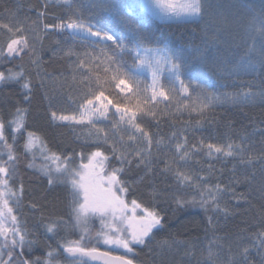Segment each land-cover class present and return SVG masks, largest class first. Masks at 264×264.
Listing matches in <instances>:
<instances>
[{"label":"snow or ice","instance_id":"1","mask_svg":"<svg viewBox=\"0 0 264 264\" xmlns=\"http://www.w3.org/2000/svg\"><path fill=\"white\" fill-rule=\"evenodd\" d=\"M55 3L65 10V16L60 17L58 23L43 24V29L66 31L72 39L90 43L93 51L81 55L71 48L67 50V56L76 57L73 79L76 73L81 77L78 98L72 101L76 109L72 114L51 111L50 117L60 123L88 127L95 150L87 155L80 153L77 164L74 154L51 152L41 137L27 130L26 107H16L7 121L0 118V264H60L57 256L61 249L66 254L67 264H89L97 260H102L103 264H135L132 256L136 255L137 247H149L156 233L165 227L166 218L155 206H145L137 199L128 200L129 182L123 176L133 165L143 169L147 176L154 172V164H163L161 171L171 175L177 188L192 190L171 194V202L177 210L199 206L206 212L227 214V207L220 205L224 193H229L237 203H249L253 191H259L264 198V147L253 151L244 137L239 142L230 140L219 144L201 140L199 144L190 145L187 136L175 132L165 143L164 137L156 138L145 124L147 118L156 119L159 103L166 102L167 106L177 96L183 97V101L178 102L183 109L196 112L198 116H203L215 102L241 104L257 96L264 99V89L256 92L251 83L245 91L221 96L207 92L192 79L187 82L184 79L209 71L219 77L225 74L239 77L253 70L255 63L264 65V0L258 9L251 4L243 6L250 14L245 34L251 42L245 41L244 56L231 68L218 61L217 45L218 34L235 20L232 11L235 5L212 0H55ZM43 7L46 9L48 4ZM44 15L45 12H38L37 19ZM205 17L208 19L203 48L195 47L191 53L184 54L183 50L170 53L158 46L160 38L152 28L153 18L171 25L201 22ZM212 30L213 34L209 35ZM0 31L8 35L0 44V63L10 64L28 56L29 63L39 68L41 57L22 22L0 23ZM153 44L157 46H151ZM145 69L150 74V84H144L139 75L140 70ZM165 71L168 88L162 82ZM3 83L19 84L24 102H31L34 86L23 64L0 70V84ZM105 122L110 125L111 135L102 126ZM20 137L24 139V155L32 156L33 161L34 150L40 148L45 164L38 170L48 185L65 186L71 198L68 219L49 218L44 229L46 234H51L48 240L53 239L62 226L78 238H63L57 241L56 248L46 243L49 251L43 259L26 257V249L31 250L40 241L23 225L13 206L19 204L24 191L22 183L19 187L12 183L21 158L16 149ZM101 145H107L110 154L101 150ZM162 146L172 153L170 157L162 153ZM200 152L210 159L234 160L245 171L238 174L233 164L227 184H210L208 177L194 175L183 167L192 155ZM112 160L117 162L115 166ZM28 167L35 164L29 163ZM209 170H212L211 165ZM240 187L245 191L238 192ZM151 195L153 204L159 198H169L167 192L155 187ZM261 217L264 219V212ZM97 221L99 227L95 228ZM256 241L259 242L257 250L264 249V230L254 234V246ZM214 243L209 242L205 264H217ZM158 244L161 248L169 246L166 240ZM249 252L248 247L241 249L245 264ZM229 264L234 261L230 259Z\"/></svg>","mask_w":264,"mask_h":264},{"label":"trees","instance_id":"2","mask_svg":"<svg viewBox=\"0 0 264 264\" xmlns=\"http://www.w3.org/2000/svg\"><path fill=\"white\" fill-rule=\"evenodd\" d=\"M138 2V1H137ZM213 3L232 4L235 20L231 26L218 34L217 48L218 61L226 68H231L244 56L247 43L246 25L247 13L243 6L253 5L259 8L262 0H212ZM47 3L45 9L43 5ZM38 12H45L39 20ZM65 16V10L55 3V0H0V23L15 24L22 22L27 29L26 35L35 41L36 50L41 57L39 68H34L29 63V57L16 60L10 64L0 63V70L23 64L27 75L33 83L31 102L23 100V90L17 83L0 84V118L5 121L10 119V114L18 106L28 109L26 127L28 131L35 132L44 141L46 148L57 154H74L75 162H80V153L87 155L95 150L93 140L89 138V128L81 125H71L53 121L51 111L58 114H72L76 104L72 101L78 98L81 79L76 73L73 79V67L76 57H69L66 52L71 48L78 54L93 51L92 45L79 38L72 39L68 32L43 29V24L58 23L59 18ZM205 21L193 23L165 24L159 18L152 19V28L159 39L158 46L165 48L170 53H191L195 47L203 48L205 38ZM36 21V23H33ZM209 32V35L213 34ZM8 35L0 31V44L7 40ZM247 40V43L245 42ZM59 41V44L57 43ZM151 46H157L153 44ZM39 73V75H37ZM139 75L144 84L151 83L147 70H140ZM187 82L199 83L201 88L209 93L223 96L225 93L245 91L251 83L254 91L264 89V65L255 63L253 70L242 73L239 77L225 74L223 77L205 72L199 76L184 77ZM43 81V87H41ZM163 84L169 87L168 73H163ZM183 97L177 96L171 104L161 102L156 107V119L147 118L146 126L156 138L164 137L165 143L172 134L178 133L187 136L189 144H199L201 140L224 144L230 140L246 138L253 151H259L264 147V99L257 96L248 103L233 104L230 102H215L205 110L203 116L196 112L183 109L178 102ZM158 121V123H157ZM199 121V123H197ZM109 134L112 130L108 122L102 125ZM119 133L117 134V136ZM11 142V140H9ZM23 137L18 138L16 149L21 158L18 163L17 176L12 181L14 187L23 184V196L18 205H13L15 212L23 225L40 241L33 245L31 250L26 249V257L42 259L46 257L49 249L46 243L57 247V241L63 238L75 239L78 236L70 234L62 226L58 234L51 240L44 229V224L49 218L63 217L68 219L70 209V195L63 185L49 186L47 179L38 170L45 164L40 148L35 151V160L32 156L23 153ZM101 150L110 154L107 145H101ZM155 151V149H154ZM162 153L171 156L172 153L162 146ZM163 158V156L161 157ZM34 163L35 167H28ZM48 163H51L50 161ZM112 160V165H116ZM236 164L237 173L245 171L236 161L210 159L203 152L191 156L183 167L194 175L208 177V183L217 182L227 184L232 175L231 169ZM209 165L212 170H209ZM163 164H154V172L145 176L143 169L133 165L126 169L123 179L129 182L128 200L137 199L145 206H155L165 215L166 223L163 230L156 233L149 247L138 246L136 255L132 256L137 264H205L207 250L210 241H215L213 251L217 264H245L240 255L243 247L250 249L247 264H264V249L258 251L259 242H255L254 234L264 230V198L259 191H253L249 195V203L243 201L237 203L229 193H224L220 198L221 208L227 207V214L223 211H204L199 206L177 210L170 196L175 192L191 193V189L177 188L171 175L161 171ZM141 177L143 179L141 180ZM165 191L169 198H159L153 204L152 189ZM238 192L245 191L237 188ZM35 204L36 208L32 205ZM211 217V224H209ZM99 227L98 221L95 228ZM243 237V239H241ZM168 241L169 246L161 248L160 241ZM101 247V246H100ZM102 248V247H101ZM152 249L151 251L149 249ZM231 249V250H230ZM188 253H194L189 255ZM131 255V254H130ZM65 255L61 249L57 256L60 264H67ZM5 259L7 257L5 256ZM89 264H91L89 262Z\"/></svg>","mask_w":264,"mask_h":264},{"label":"water","instance_id":"3","mask_svg":"<svg viewBox=\"0 0 264 264\" xmlns=\"http://www.w3.org/2000/svg\"><path fill=\"white\" fill-rule=\"evenodd\" d=\"M101 250H104V249H101ZM66 256V254H64ZM91 264H103V261L102 260H97V261H89ZM137 264V263H135Z\"/></svg>","mask_w":264,"mask_h":264},{"label":"rangeland","instance_id":"4","mask_svg":"<svg viewBox=\"0 0 264 264\" xmlns=\"http://www.w3.org/2000/svg\"><path fill=\"white\" fill-rule=\"evenodd\" d=\"M139 2V0H137ZM102 247V249H104V246L103 245H100Z\"/></svg>","mask_w":264,"mask_h":264}]
</instances>
